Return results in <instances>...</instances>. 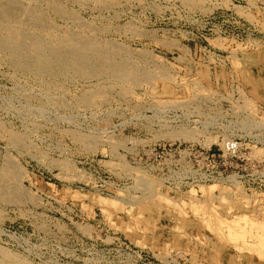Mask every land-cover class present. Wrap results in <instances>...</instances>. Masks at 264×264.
Returning a JSON list of instances; mask_svg holds the SVG:
<instances>
[{"label":"rangeland","instance_id":"1","mask_svg":"<svg viewBox=\"0 0 264 264\" xmlns=\"http://www.w3.org/2000/svg\"><path fill=\"white\" fill-rule=\"evenodd\" d=\"M12 1V15L0 17V40L15 31L51 46L74 35L111 54L115 46L125 47L146 57L133 65L134 72L161 78V86L124 83L103 73L83 78L77 74L81 64H59L45 72L30 56L19 64L26 68H19L13 53L0 49V264H108L118 259L106 260L95 249L120 243L156 264H264L259 227H247V247L242 240L227 241V227L218 229L220 221L245 217L264 224V199L216 185L171 192L133 163L139 151L132 138L135 124L124 132L107 131L122 118L135 117L143 107L137 96L141 91L174 95L175 70L182 76L193 72L197 83L209 89L238 84L255 107H264V82L257 81L254 62L264 51V0H0V8ZM39 16L36 26L33 20ZM205 48L228 57L229 65L217 55L206 57ZM88 56L95 59L93 53ZM92 95L97 100L90 109L82 100ZM7 162L17 169L7 173ZM15 196L19 199L11 202ZM164 197L186 206L168 207ZM193 202L211 208L206 221L190 213Z\"/></svg>","mask_w":264,"mask_h":264},{"label":"built area","instance_id":"2","mask_svg":"<svg viewBox=\"0 0 264 264\" xmlns=\"http://www.w3.org/2000/svg\"><path fill=\"white\" fill-rule=\"evenodd\" d=\"M203 53L217 55L222 64L229 65L228 57L211 49ZM174 74V95L150 96L147 90L141 91L138 100L143 107L135 117L122 118L107 131L124 132L135 124L132 138L139 151L133 163L159 178L171 192L184 194L216 185L264 199V107H255L238 84L218 91L199 85L193 72L182 76V71L175 70ZM184 132L196 136L188 139L182 136ZM128 247L120 243L95 251L106 260L118 259L108 264H156Z\"/></svg>","mask_w":264,"mask_h":264},{"label":"bare ground","instance_id":"3","mask_svg":"<svg viewBox=\"0 0 264 264\" xmlns=\"http://www.w3.org/2000/svg\"><path fill=\"white\" fill-rule=\"evenodd\" d=\"M183 1V0H182ZM187 1V0H186ZM43 3V2H42ZM62 3V2H60ZM125 3V2H124ZM194 3V2H193ZM80 4V3H79ZM158 5V4H157ZM3 6V5H2ZM20 6V5H19ZM24 7V6H23ZM28 7V6H27ZM67 7V6H66ZM15 9L16 8V2L14 3L13 1L10 2V3H7V6H5V8H0V17H5V19H7L8 17H10L12 14V9ZM58 9V8H57ZM23 10V8H22ZM192 10V9H191ZM15 11V10H14ZM25 11V10H24ZM23 11V12H24ZM27 11V10H26ZM34 11V10H33ZM36 12V9L35 11ZM44 12V11H43ZM58 12V11H57ZM13 13V12H12ZM28 13V11H27ZM55 13V12H54ZM59 13V12H58ZM33 14V13H31ZM14 15V14H13ZM20 15V14H17V16ZM69 15V14H68ZM121 15V14H120ZM32 16V15H31ZM19 17V16H18ZM44 17V16H43ZM72 17V16H71ZM127 17V16H126ZM9 19V18H8ZM14 19V18H13ZM33 19V18H32ZM40 19L41 17L39 16V18H35L33 20V23L34 25L38 26L40 23ZM43 19V18H42ZM11 20V19H10ZM9 20V21H10ZM14 21V20H13ZM12 21V22H13ZM18 21V20H17ZM22 21V20H21ZM21 21H19L21 23ZM30 21V19L28 20ZM8 22V21H7ZM11 22V21H10ZM8 22V23H10ZM25 22V21H24ZM31 22V21H30ZM18 23V22H17ZM49 23V22H48ZM82 23V22H81ZM86 23V22H85ZM89 23V22H88ZM129 23V22H128ZM107 24V23H106ZM3 24H1L2 26ZM13 25V24H12ZM19 25V24H18ZM17 25V26H18ZM49 25V24H48ZM263 25V24H262ZM7 26V25H6ZM22 26V25H21ZM20 26V27H21ZM42 27V25H40ZM50 26V25H49ZM88 26V25H86ZM85 26V27H86ZM4 27V26H3ZM15 27V26H14ZM24 27V26H23ZM46 27V25H45ZM44 27V28H45ZM48 27V26H47ZM70 27V26H69ZM81 27V25H80ZM97 27V26H96ZM129 27V26H128ZM134 27V26H133ZM136 27V26H135ZM22 28V27H21ZM25 28V27H24ZM28 28V27H27ZM91 28V27H90ZM4 29V28H3ZM2 29V30H3ZM17 29V28H16ZM20 29V28H19ZM23 29V28H22ZM34 29V28H33ZM50 29V28H49ZM76 29V28H75ZM82 29V28H81ZM135 29V28H134ZM133 29V30H134ZM6 30V28H5ZM31 30V29H30ZM35 30V29H34ZM39 30V29H38ZM48 30V29H47ZM60 30V29H59ZM36 31V30H35ZM50 30H48L47 32H49ZM56 31V30H55ZM78 31V30H77ZM89 31V30H88ZM101 31V30H100ZM5 32V31H4ZM9 32V31H7ZM40 32V31H39ZM38 32V34H39ZM46 32V31H45ZM1 33V31H0ZM3 33V32H2ZM1 33V34H2ZM34 33V32H33ZM41 33H44V32H41ZM53 33V32H52ZM70 33V32H69ZM80 34V32H78ZM72 34V33H71ZM130 34V33H129ZM32 35V34H31ZM35 35H36V32H35ZM67 34H65L66 36ZM120 35V34H119ZM132 35V34H131ZM144 35H147L146 33ZM26 36V35H25ZM33 36V35H32ZM40 36V35H39ZM38 36V37H39ZM55 36V35H54ZM57 36V35H56ZM64 36V35H63ZM71 36V35H70ZM74 36V35H73ZM67 37L65 38L62 42H60L59 44H56L54 46H51V45H45V44H42L41 42H39L37 40V38H26V37H23V36H20L18 35L17 32L14 31V33L12 32V34H9L5 36V38H3L2 40H0V49L2 50H9L13 53L14 57H15V60L17 62V65L21 64V62H25V61H22L23 59L26 58V56H30L32 58H35L36 62L39 63L40 65V70L42 71H49L51 67L53 66H56V65H59V64H66V65H69V66H72V67H76L78 64H81L80 68L77 69V74L81 77H88V76H99V75H102L105 74V75H114V76H117L119 77V80L124 82V83H132L133 85L134 84H139V83H150L151 85L153 86H158L160 87L161 86V83L159 82V80H161V78H155V76H151L150 74L148 75L147 72H143L140 74H136L133 70V68L135 69V66L133 67V65H136V64H139L141 63L142 61H144V58L143 57V54H133L131 53L130 51L128 52L125 47L122 48L120 47H117L115 46V48H113V53L112 54H116V55H119V54H122V55H126V59H121L120 61H115L112 59L111 57V53H109V51L107 52L104 51V50H101L97 47L96 44H94L93 42L89 41L88 39L86 38H74V37ZM85 37V36H84ZM90 37H91V34H90ZM163 37V36H162ZM44 38V37H43ZM61 38V36H60ZM95 38V36H94ZM40 39V38H39ZM96 39V38H95ZM153 39V38H152ZM49 40V39H48ZM52 40V39H50ZM54 40V39H53ZM154 40V39H153ZM42 41V40H41ZM58 41V40H56ZM60 41V40H59ZM42 42H45L42 41ZM51 42V41H50ZM97 42V41H95ZM131 42V41H130ZM46 43V42H45ZM100 43V42H99ZM111 43V41L109 42ZM177 43V42H176ZM179 43V42H178ZM108 46V45H107ZM114 46V45H113ZM105 47V46H104ZM109 48V47H108ZM107 48V49H108ZM103 49V48H102ZM112 49V48H111ZM8 51V52H9ZM111 51V52H112ZM2 52V51H0ZM5 52V51H4ZM139 52V51H138ZM91 53L94 54L95 56V59L92 61V59L89 58L88 55H90ZM118 53V54H117ZM5 54V53H4ZM9 55V54H8ZM12 55V54H10ZM93 56V57H94ZM114 56V55H113ZM121 56V55H120ZM13 57V56H12ZM12 57H11V60H12ZM115 57V56H114ZM125 57V56H124ZM136 58V60L134 59ZM14 59V58H13ZM119 59V58H118ZM133 59V60H132ZM32 60V59H31ZM154 60V59H153ZM147 61V60H145ZM13 62V61H12ZM11 62V63H12ZM31 62V61H30ZM26 63V62H25ZM143 63V62H142ZM24 64V63H22ZM83 64V65H82ZM14 65V64H13ZM26 65V64H25ZM155 65V64H154ZM16 66V65H15ZM14 66V67H15ZM20 66L22 65H19V68ZM38 66V65H37ZM138 66V65H137ZM17 67V66H16ZM24 67V66H22ZM32 67V66H31ZM57 67V66H56ZM159 67V66H158ZM26 68V67H24ZM24 68H21V69H24ZM36 68V66H35ZM52 69V68H51ZM56 70V68H54ZM60 69V68H59ZM71 69V68H70ZM146 69V68H145ZM20 70V69H19ZM58 70V69H57ZM65 70V69H64ZM137 70V69H136ZM26 71V70H25ZM70 71V70H69ZM68 71V72H69ZM72 71V70H71ZM70 71V72H71ZM75 71V70H74ZM139 71V70H137ZM157 71V70H156ZM41 72V71H40ZM52 72V71H51ZM160 72V71H159ZM50 73V72H49ZM48 73V74H49ZM53 73V72H52ZM51 73V74H52ZM55 73V72H54ZM64 73V72H63ZM107 73V74H106ZM164 73V72H163ZM15 74V73H14ZM65 74V73H64ZM62 74V75H64ZM40 75V73H39ZM75 75V74H74ZM67 76V75H66ZM158 76V75H157ZM34 77V76H33ZM100 78V77H99ZM42 79V78H41ZM88 79V78H87ZM86 79V80H87ZM95 79V78H94ZM20 80V79H19ZM167 81V80H166ZM169 81V80H168ZM156 82V83H155ZM166 83V82H165ZM56 84V83H55ZM80 84V83H79ZM92 84V83H91ZM64 85V84H63ZM83 85V84H82ZM105 85V84H104ZM113 85V84H112ZM167 86V85H166ZM20 88V87H19ZM165 88V87H164ZM103 89V88H102ZM70 90V89H69ZM101 90V89H100ZM156 90V89H155ZM170 90V89H169ZM47 91V90H46ZM97 93V92H96ZM171 94V93H170ZM40 96V95H39ZM86 96V95H85ZM101 96V95H100ZM138 96V95H137ZM32 97V96H30ZM96 95H92V97L90 98H84L82 100V102L84 103L85 107H95L96 106ZM34 98V97H32ZM97 98H98V95H97ZM124 98V97H123ZM26 99V98H25ZM108 99V98H107ZM49 100V99H48ZM74 100V99H73ZM94 100V101H93ZM113 100V99H112ZM21 102V101H20ZM27 103V101H26ZM30 105V104H29ZM42 106V105H41ZM27 107V106H26ZM40 107V106H39ZM74 107V106H73ZM100 107V106H99ZM43 108V107H42ZM77 108V107H76ZM4 109V108H3ZM91 109V108H90ZM32 110V109H31ZM35 110V109H34ZM96 112V111H94ZM79 115V114H78ZM35 116V115H34ZM34 118V117H33ZM69 121V120H68ZM194 135H196V133L194 132H184L182 133V136L183 137H193ZM74 136V135H73ZM18 137V136H17ZM25 137V136H24ZM13 139V138H12ZM82 139V138H81ZM79 139V140H81ZM97 139V138H96ZM11 140V139H10ZM83 140V139H82ZM14 141V140H13ZM19 141V140H18ZM17 141V142H18ZM21 141V140H20ZM16 142V143H17ZM23 142V141H22ZM78 142V141H77ZM81 142V141H80ZM84 142V141H83ZM21 143V142H20ZM18 144V143H17ZM6 162V161H5ZM14 162V161H13ZM9 168H12V169H17V166L15 164H13L12 162H7L6 164V167H5V171L7 172ZM11 169V170H12ZM10 172V171H9ZM8 173V172H7ZM11 173V172H10ZM15 174V173H14ZM13 177V176H12ZM18 177V176H17ZM17 180V179H16ZM17 182V181H16ZM152 183V182H151ZM150 183V184H151ZM19 184V183H18ZM136 184V183H135ZM149 185V183L147 184V182H142L141 186L142 185ZM21 185V184H20ZM146 188V187H145ZM136 190V189H135ZM141 190V189H140ZM147 191H150V188L147 189ZM210 192V190H208ZM206 192V191H205ZM207 192V193H209ZM14 193V192H13ZM18 193V191H17ZM18 195V194H17ZM153 195V194H152ZM212 195V194H211ZM23 196V195H22ZM123 196V195H122ZM19 197V196H18ZM18 197H14V199L11 200V202H15L17 201V198ZM2 198V197H1ZM13 198V197H12ZM19 199V198H18ZM150 199V198H149ZM135 201V200H134ZM138 201V200H137ZM142 201V200H141ZM162 203L168 207H175V208H179V206L181 207L182 205H185V203L182 202L181 205H178L177 203H174L170 198H165L161 200ZM123 202V201H122ZM139 203V202H138ZM142 203V202H141ZM152 203V202H151ZM150 203V204H151ZM226 203V202H225ZM137 205V204H136ZM139 205V204H138ZM152 205V204H151ZM153 206V205H152ZM184 206V207H185ZM118 207H121L118 205ZM123 207V206H122ZM124 208V207H123ZM156 208V207H155ZM183 208V207H182ZM119 209V208H118ZM151 209V208H150ZM181 209V208H179ZM210 209V210H209ZM207 209L206 207L204 206H199L197 205L196 203H192L189 205V211L191 214H193L196 218L198 219H205V215H207L209 212H211V208ZM121 210V209H120ZM217 211V210H216ZM215 211V212H216ZM218 212V211H217ZM131 214V213H129ZM136 214V213H135ZM165 214V213H164ZM211 214V213H210ZM218 214V213H217ZM217 214H214L216 215L217 217ZM190 215V214H189ZM211 217V215H208ZM179 217V216H178ZM215 217V218H216ZM207 218V217H206ZM214 218V217H213ZM219 219V218H218ZM217 219V220H218ZM194 220V219H193ZM199 220V221H200ZM231 220V219H230ZM206 221V219H205ZM220 221V220H219ZM229 221V220H228ZM236 221V220H235ZM208 222V221H207ZM212 222V221H211ZM218 223V222H215V224ZM208 228L211 226L208 223H206ZM219 227L218 229H220V232H224L223 228L224 227H227L228 228V232H229V235L227 236L226 233H224L226 235V237H228L227 241L229 240L230 243L231 242H235V241H243L244 245L247 247V243H245V240L247 238V227H255V229L259 227L258 230H260L261 232L263 231L264 233V224H260V223H254L253 221H250L248 220L246 217L241 219L240 220H237L236 222H224V221H220L219 223ZM217 224V225H218ZM185 225V224H184ZM206 227V226H205ZM215 227V226H214ZM206 229V228H205ZM215 229V228H214ZM250 229V228H249ZM254 229V230H255ZM213 230V229H211ZM210 230V231H211ZM253 230V229H252ZM216 232L218 230H215ZM216 234V233H215ZM221 234V233H220ZM219 234V235H220ZM262 234V233H261ZM183 235V234H182ZM223 235V234H222ZM260 238V235L258 236ZM223 238H225L223 236ZM258 240H263L264 242V236H262V238H260ZM222 239V238H221ZM257 240V239H256ZM226 242V241H225ZM252 242V241H251ZM261 242V241H260ZM202 243V242H201ZM258 245V244H257ZM193 246V245H192ZM260 246H263L260 244ZM245 249V248H244ZM248 249V248H247ZM246 249V250H247ZM7 251V249H6ZM9 251V250H8ZM14 257V256H13ZM16 258V257H15ZM19 259V257H18ZM17 260V259H16ZM23 260V259H21ZM26 261V260H25ZM22 262V261H21ZM20 263V262H19ZM25 263V262H24ZM26 263H29L28 261Z\"/></svg>","mask_w":264,"mask_h":264},{"label":"crops","instance_id":"4","mask_svg":"<svg viewBox=\"0 0 264 264\" xmlns=\"http://www.w3.org/2000/svg\"><path fill=\"white\" fill-rule=\"evenodd\" d=\"M264 59V51L262 53H260L259 55H257V60H254V62L257 63V65L259 66V72H260V78L257 79V81H263L264 82V60L263 61H259V59ZM260 65H263L262 68H260ZM264 105V103H263Z\"/></svg>","mask_w":264,"mask_h":264}]
</instances>
